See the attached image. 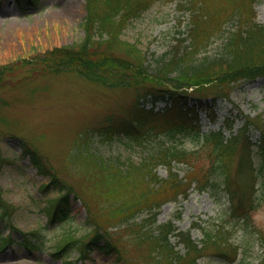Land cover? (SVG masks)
Here are the masks:
<instances>
[{"label":"rangeland","instance_id":"1","mask_svg":"<svg viewBox=\"0 0 264 264\" xmlns=\"http://www.w3.org/2000/svg\"><path fill=\"white\" fill-rule=\"evenodd\" d=\"M193 1L157 0L127 22L120 38L141 50L149 74H159V62L177 56V49L182 55L189 47ZM206 2L217 5L225 16L221 30L210 38L207 52L200 54L199 61L222 55L227 37L242 26L240 7L254 3L255 22L264 24V0H203L202 8ZM87 16L86 0H35L32 4L25 0H0V67L11 66L0 84V103L7 102L1 110L7 124L0 121V154L5 158L0 185L5 201L15 208L12 226L0 221V236L14 240L0 249V264H169L159 257L161 251L154 252L148 242L140 244L138 240L141 226L151 231L169 222L174 223L178 232L190 234L200 244L206 241L207 232L224 234V244L219 249L205 250L199 264H264V171L259 174L249 171L255 177L256 190L255 206L248 211V218L232 212L233 203L224 193L222 200L217 201L209 193L195 190L193 185L188 197L177 201H173V190L164 188L170 185L146 192L151 184L141 175L132 181H122L116 191H111L103 169L90 159V154L116 165H140L158 151L161 143H183L191 148L194 134L188 130L173 139L165 132L141 144L108 137L100 130L127 117L138 93L144 94L143 88L141 92L133 87L110 88L76 73L45 74L38 66L22 65L24 60L31 62L55 48L80 45L86 37L82 23ZM118 53L122 52L118 50ZM148 85L153 84H145ZM202 95L201 103L191 99L188 105L196 112V126L202 132L221 130L230 138L242 129L247 117L264 127V77L237 83L228 98L216 100L211 91ZM140 105L155 112L167 107L165 101L154 103L150 97L141 98ZM163 121L160 118L157 124ZM172 121L165 124L170 126ZM13 133L18 137H12ZM21 138L30 149L37 150L52 173L77 193L71 195L68 221L49 224L46 207L59 192L43 188L50 177L42 175L29 156L22 154ZM250 140L253 145L259 144V129L250 130ZM241 148L242 144L229 159L230 181L232 189L244 192L249 186L244 183L251 177L237 172ZM253 150V165L259 166L261 158L256 146ZM207 166L209 158L202 154L194 160L193 168L175 163L173 171L186 178L185 186L190 187L192 180H204ZM156 173L160 179H168L171 171L160 164ZM213 180L223 183L219 177ZM122 192L136 195L143 192L146 200L162 203L156 225H151L148 210H142L131 227L119 224V217H113L110 210V201L118 199ZM89 212L92 215L95 212L103 225L112 226L109 230L113 241L124 258H119L117 252L92 250L88 258L80 259L76 247L66 255L56 256L64 236L89 237L92 229L87 221ZM33 232L36 235L31 241L36 247L30 250L23 245V235ZM170 242L175 251L186 253L177 237H172ZM221 250L226 254H218Z\"/></svg>","mask_w":264,"mask_h":264},{"label":"trees","instance_id":"2","mask_svg":"<svg viewBox=\"0 0 264 264\" xmlns=\"http://www.w3.org/2000/svg\"><path fill=\"white\" fill-rule=\"evenodd\" d=\"M21 1V0H19ZM29 4L35 0H25ZM88 3V16L82 23L86 37L78 46L69 45L55 48L37 57L31 62L23 61L22 65L30 64L39 67L45 74L76 73L93 83L101 84L110 88L133 87L145 90L144 94L138 93L136 102L131 106L129 114L117 122L109 124L100 132L108 137L124 138L136 144L149 140L153 135L168 133L171 138L178 134H184L193 130L194 145L187 148L184 144L165 145L161 143L157 152L143 160L140 165L130 163V166L108 163L90 154V159L103 169L106 175V183L111 191H116L124 180H134L144 176L147 183L151 184L145 190L152 192L159 187L173 190V201L180 197L187 198L188 191L194 186L200 193L207 192L212 198L221 201L224 193L232 201V212L241 214L248 218L250 209L255 206L254 175L249 171L262 173L264 171V127L251 117H247L242 129L230 138L225 137L221 130L202 132L196 126L197 115L189 108V101L196 99L201 103L202 94L212 92L215 99L228 98L231 88L239 82L255 80L264 77V24L255 22L254 6L249 4L239 8L241 28L232 32L224 43L222 55L213 58H203L199 61L200 54L207 52V46L213 34L221 30L222 16L225 13L215 4L206 2L203 7V0H194L191 8V30L189 33L190 45L181 52L177 49V56L174 55L169 61L159 62V74L151 75L146 66V60L141 50L134 44L121 40L122 31L130 18L138 16L142 11L147 10L157 0H86ZM199 1V2H198ZM199 3L201 5H199ZM214 3V2H212ZM225 21V18H224ZM223 21V23H224ZM97 37V38H96ZM118 50L122 53L119 54ZM11 69L10 65L0 67V84L3 77ZM150 83L152 86L146 87ZM150 97L153 102L165 101L167 107L162 111L155 112L153 109H145L140 105L141 98ZM7 102L0 103V121L7 124L1 110ZM162 118L163 123H159ZM172 121V125L165 122ZM194 123V125H192ZM257 128L261 133V140L258 145H253L250 140V130ZM12 137H18L14 133ZM23 141L22 154L29 156L32 164L38 171L50 177V182L44 185V189L53 188L59 192V196L48 202L46 212L49 217V224L64 223L70 219L71 195L76 194L74 188L63 183L38 154L37 150L30 149L28 142ZM242 144L237 172L239 175L245 173L251 177L244 185L249 186L240 192L232 189L231 172L229 159L235 154L237 147ZM261 158L259 166L253 165V148ZM204 154L209 158V166L204 171V180H192L190 187L185 186L187 179L180 178V175L173 171V165L184 164L188 168L194 167V160L201 158ZM5 158L0 154V171ZM160 164L169 167L171 174L168 179H160L156 169ZM257 175V174H256ZM223 179V183L217 182L215 178ZM239 192V193H237ZM249 192L245 197V193ZM113 193V192H112ZM239 194V196H238ZM224 195V196H225ZM238 201L235 203V201ZM249 201V202H247ZM166 202V201H165ZM110 210L113 217H119V224H126L131 227L143 210L151 212V225H156L162 203H152L145 199V193L139 195L122 192L118 199L110 201ZM89 208V207H88ZM15 208L8 204L3 197V189L0 185V221L13 224ZM89 212L87 217L90 224L91 234L89 237L64 236L58 245L56 256L68 254L72 247L80 251V259L88 258L92 250H100L105 253L117 252L119 258L124 255L118 245L113 241L110 227L105 226ZM147 226H141L138 240L143 244L148 242L154 252L161 251L162 259L168 260L169 264H199L205 250L210 247L220 248L224 244V234L216 235L214 232L205 234L206 241L197 243L188 233L178 232L173 222L160 226L155 230H146ZM36 233H25L23 245L32 250L36 246L31 237ZM38 237V236H36ZM172 237H177L186 248V253L175 251L171 244ZM11 237L0 236V249L13 243ZM153 252V254H155ZM218 254L225 255V250L218 251ZM186 259H189L186 263ZM161 260H157L160 262ZM163 261V260H162Z\"/></svg>","mask_w":264,"mask_h":264},{"label":"bare ground","instance_id":"3","mask_svg":"<svg viewBox=\"0 0 264 264\" xmlns=\"http://www.w3.org/2000/svg\"><path fill=\"white\" fill-rule=\"evenodd\" d=\"M67 9H69V7H67Z\"/></svg>","mask_w":264,"mask_h":264}]
</instances>
